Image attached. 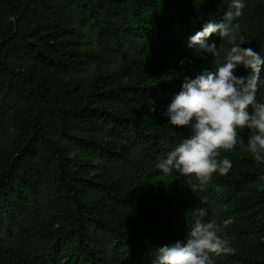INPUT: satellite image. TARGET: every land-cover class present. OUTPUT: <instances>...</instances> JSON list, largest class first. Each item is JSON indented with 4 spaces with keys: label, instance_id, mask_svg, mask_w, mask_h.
<instances>
[{
    "label": "trees",
    "instance_id": "trees-1",
    "mask_svg": "<svg viewBox=\"0 0 264 264\" xmlns=\"http://www.w3.org/2000/svg\"><path fill=\"white\" fill-rule=\"evenodd\" d=\"M0 2V264H158L196 219L232 238L215 264H264V163L243 134V147L221 152L229 173L203 190L157 167L191 134L161 110L233 46L216 32L207 42L220 56L197 55L189 37L227 22L231 0ZM243 2L235 43L264 58V0ZM150 67L168 80L127 81Z\"/></svg>",
    "mask_w": 264,
    "mask_h": 264
},
{
    "label": "clouds",
    "instance_id": "clouds-1",
    "mask_svg": "<svg viewBox=\"0 0 264 264\" xmlns=\"http://www.w3.org/2000/svg\"><path fill=\"white\" fill-rule=\"evenodd\" d=\"M244 7L243 0H231L227 22H209L189 37L188 47L195 49L197 55L220 56L215 42H207L216 32L233 46L222 62L215 59V70L205 69L195 78L185 76L180 92L167 109L160 112L170 124L186 127L191 134L168 152L157 167L165 175L173 170L185 177L194 175L200 190L211 181L213 174L229 173L232 162L227 157L221 158V152L232 151L237 144L243 145L241 129L251 132L247 150L257 164L264 163V102L257 100L258 90L264 84L261 76L264 58L252 48L241 47L242 38L239 44L235 43L239 25L232 23L241 16ZM238 66L250 70L249 74L238 76ZM151 110L156 111L154 104ZM191 187L195 192L197 186ZM195 212L201 218L207 215L205 208H197ZM234 251L229 241L218 234L213 222L196 219L188 230L186 242L177 241L158 249V264H215L213 254L227 255Z\"/></svg>",
    "mask_w": 264,
    "mask_h": 264
},
{
    "label": "rangeland",
    "instance_id": "rangeland-1",
    "mask_svg": "<svg viewBox=\"0 0 264 264\" xmlns=\"http://www.w3.org/2000/svg\"><path fill=\"white\" fill-rule=\"evenodd\" d=\"M1 1V0H0ZM3 3L0 2V5H2ZM249 72H239L238 76H246L248 75ZM131 80H127V81H131V82H135V83H143V84H147V83H154V82H161V81H166L168 80V75L167 73H162L160 71H157L153 68H146L143 70H138L135 71V73L133 75L130 76ZM262 80H264V78H262ZM257 100L258 102H264V84H262V86L259 88L258 93H257ZM103 104L105 105V107L113 109V110H118L119 112L122 113H129L132 112L134 110H136L138 108L137 105H122V104H116L115 102L111 101V100H99L98 104ZM240 133L243 134L247 139L249 137V135H251V132L248 129H241ZM244 146L241 145V147ZM245 153L247 154H251L247 151H245ZM214 225L216 226L217 230H218V234L222 237L225 238L229 241V243L231 242L232 238L226 237V235H224V232L222 229H225V224L222 222H213ZM258 253H264V241L262 243H260V246L258 247ZM264 254H262L261 256H263Z\"/></svg>",
    "mask_w": 264,
    "mask_h": 264
}]
</instances>
